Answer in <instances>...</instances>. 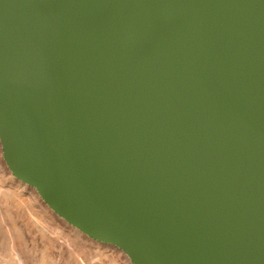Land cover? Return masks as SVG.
<instances>
[{
	"label": "water",
	"instance_id": "95a60500",
	"mask_svg": "<svg viewBox=\"0 0 264 264\" xmlns=\"http://www.w3.org/2000/svg\"><path fill=\"white\" fill-rule=\"evenodd\" d=\"M0 144L133 264H264V0H0Z\"/></svg>",
	"mask_w": 264,
	"mask_h": 264
},
{
	"label": "bare ground",
	"instance_id": "6f19581e",
	"mask_svg": "<svg viewBox=\"0 0 264 264\" xmlns=\"http://www.w3.org/2000/svg\"><path fill=\"white\" fill-rule=\"evenodd\" d=\"M13 186L21 188L28 197L24 199L19 191L12 194L13 205H23L27 215L38 227L40 243L37 253H28L23 249L22 231L10 213L2 205L6 192L0 194V218L4 222L6 236L0 232V263L1 264H133L121 249L110 246L106 249L100 244L94 247L82 238V232L77 228L68 231L47 222L43 215L37 213V195L27 184L22 183L11 175L8 176ZM1 188V187H0ZM7 189V188H6ZM5 190V189H4ZM9 190V189H8ZM7 191V190H6ZM2 222V221H1ZM72 226V225H71ZM4 233V232H3ZM106 250V251H105Z\"/></svg>",
	"mask_w": 264,
	"mask_h": 264
},
{
	"label": "rangeland",
	"instance_id": "374dc122",
	"mask_svg": "<svg viewBox=\"0 0 264 264\" xmlns=\"http://www.w3.org/2000/svg\"><path fill=\"white\" fill-rule=\"evenodd\" d=\"M1 157H2V149H1V144H0V159H2ZM9 175H10V172L7 175V174H4L3 171H0V187H1L0 188V194L3 191L6 192V198L3 200L2 205L5 206L6 212L10 213L13 221H16L18 223L19 227L21 228L22 237H23V241H24L23 242L24 251H26L27 254L28 253L36 254L38 251L37 245H38V243H40L39 242L40 241V239H39L40 233L38 231V227L31 219H29L30 217L27 215V212L24 209L23 205L22 206L21 205L15 206L12 204V194L11 193H13V192L15 193V191L16 192L19 191V193H21L20 196L23 199L25 196L28 197V195L24 194L22 192L23 190L21 188H16L13 186L12 182L8 178ZM29 188H31V187L29 186ZM33 191L36 193V195H37L36 198L38 200L37 206L35 205V208L37 209V213L40 215H43L48 223H50L52 225H57L60 229H66L67 231L69 229H71V231L73 233L72 229H74V227L71 226L70 224H68L64 219H62L58 215H56L48 207V205L39 197V195L37 194V192L34 189H33ZM0 232H1L2 236L7 235L6 231H5V227H4V222L1 218H0ZM82 238L84 239V241H86L88 244L92 245L93 247L96 244H100V245L104 246L106 249H108L111 246V244H106V243L94 240L85 234H82ZM104 264H108L107 259H105Z\"/></svg>",
	"mask_w": 264,
	"mask_h": 264
},
{
	"label": "flooded vegetation",
	"instance_id": "af4514ba",
	"mask_svg": "<svg viewBox=\"0 0 264 264\" xmlns=\"http://www.w3.org/2000/svg\"><path fill=\"white\" fill-rule=\"evenodd\" d=\"M2 159H0V171H3L4 174H7L10 172L9 168L7 167V165L5 164V161L3 159V157H1ZM10 175L13 176L10 172ZM25 184V183H24Z\"/></svg>",
	"mask_w": 264,
	"mask_h": 264
}]
</instances>
